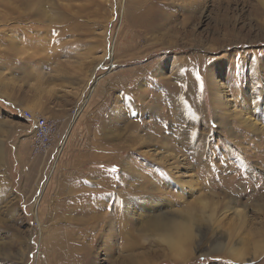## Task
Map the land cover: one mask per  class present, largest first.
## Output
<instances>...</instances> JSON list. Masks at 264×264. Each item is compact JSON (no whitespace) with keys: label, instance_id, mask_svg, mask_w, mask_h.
<instances>
[{"label":"rangeland","instance_id":"obj_1","mask_svg":"<svg viewBox=\"0 0 264 264\" xmlns=\"http://www.w3.org/2000/svg\"><path fill=\"white\" fill-rule=\"evenodd\" d=\"M2 92L0 264H264V0H0Z\"/></svg>","mask_w":264,"mask_h":264},{"label":"built area","instance_id":"obj_2","mask_svg":"<svg viewBox=\"0 0 264 264\" xmlns=\"http://www.w3.org/2000/svg\"><path fill=\"white\" fill-rule=\"evenodd\" d=\"M24 118L31 125L29 161L35 163L38 160L45 161L48 159L50 162L57 160L67 138V134L65 132L61 133L58 129V122L41 115H33L28 111L24 113ZM37 202L38 199L35 206H37Z\"/></svg>","mask_w":264,"mask_h":264},{"label":"bare ground","instance_id":"obj_3","mask_svg":"<svg viewBox=\"0 0 264 264\" xmlns=\"http://www.w3.org/2000/svg\"><path fill=\"white\" fill-rule=\"evenodd\" d=\"M194 59V58H193ZM199 61V60H198ZM198 61H197V63H198ZM186 64V63H185ZM196 64V63H195ZM188 64H186V66H187ZM191 65H193L192 63H191ZM201 68V67H200ZM185 69V68H184ZM197 69V68H196ZM199 69V68H198ZM186 71V70H185ZM199 71V70H198ZM201 71V70H200ZM195 73H196V71H194ZM193 72V73H194ZM186 74V73H185ZM188 74H189V72H188ZM197 74V73H196ZM196 74H194V75H196ZM201 74V73H200ZM192 75V74H191ZM202 75V74H201ZM185 77V76H184ZM192 78H194L193 76H192ZM188 79V78H187ZM185 80H186V78H185ZM188 81V80H187ZM189 82V81H188ZM191 83V82H190ZM186 83H185V81L183 82V84H181V86L183 87V89H184V92H185V89H186V87L184 86ZM215 87V86H214ZM187 90V89H186ZM183 91V90H182ZM190 93V92H189ZM188 93V94H189ZM191 101V100H190ZM146 188H148V186H149V184H145L144 185ZM143 205V204H142ZM171 220V219H170ZM169 220V222H171ZM172 227L176 230V231H182V229H184L183 228V226L180 224V223H178V222H176V221H173L172 222ZM178 229H181V230H178ZM187 230V229H186ZM169 232V231H168ZM168 235V234H167ZM173 239H171L170 240V243H172L174 246H175V244H174V242L172 241ZM161 242V241H160ZM168 244V243H167ZM173 245H171V246H173ZM136 246V245H135ZM172 248V247H171ZM173 249V248H172Z\"/></svg>","mask_w":264,"mask_h":264},{"label":"crops","instance_id":"obj_4","mask_svg":"<svg viewBox=\"0 0 264 264\" xmlns=\"http://www.w3.org/2000/svg\"><path fill=\"white\" fill-rule=\"evenodd\" d=\"M42 37L44 38V35H42V34L39 33V35H37V36L35 37V39L37 38L36 40H39V39L42 38ZM27 38H29V36H27ZM42 65H43V63H42ZM3 96H6V95H5V94L3 95V92L0 93V100H4V99L2 98ZM3 102H4V101H3ZM14 110H16V109L14 108ZM42 113H45V112L43 111ZM28 136H29V138L27 137L26 140L31 139V136H32V135L29 134Z\"/></svg>","mask_w":264,"mask_h":264}]
</instances>
